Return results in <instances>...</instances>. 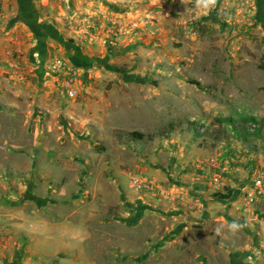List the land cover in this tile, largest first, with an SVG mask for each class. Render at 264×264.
<instances>
[{
  "label": "rangeland",
  "instance_id": "obj_1",
  "mask_svg": "<svg viewBox=\"0 0 264 264\" xmlns=\"http://www.w3.org/2000/svg\"><path fill=\"white\" fill-rule=\"evenodd\" d=\"M60 3L48 47L0 48V187L37 195L27 213L48 197L54 219L85 231L67 244L55 234L44 264H194L174 240L202 231L177 228V194L239 195L245 212L264 211L245 197L264 180V0ZM56 60L76 71L73 97ZM213 172L224 186L211 187ZM10 238L0 228V246Z\"/></svg>",
  "mask_w": 264,
  "mask_h": 264
},
{
  "label": "crops",
  "instance_id": "obj_2",
  "mask_svg": "<svg viewBox=\"0 0 264 264\" xmlns=\"http://www.w3.org/2000/svg\"><path fill=\"white\" fill-rule=\"evenodd\" d=\"M65 12L60 0H0V48L7 53L14 50L35 56L37 49H45L51 38L61 35L53 20L57 21ZM14 185L13 180L0 187V228L11 237L8 244L0 246V264H22L24 261L26 264L28 260L33 264L41 260L44 264L51 253L48 248L53 247L55 234L67 244V238H77L81 231L75 225L76 229L63 223L68 222V216L54 219L46 210L50 202L48 197L40 198L48 202L43 203L42 210L32 209L27 213L29 202L33 197L39 201L38 196L25 192L21 202L20 185ZM198 193L203 196H197L195 201L185 198L184 192L174 199L184 203L177 211V228L199 224L202 231L200 235L189 237L188 242L177 236L174 242L179 257L187 252L194 264H264V211H255V216L245 212L242 199L235 203L239 195L226 201L222 196L218 200ZM81 234V238H85V231ZM7 238L8 235L5 240ZM59 250L68 251L66 247L56 251ZM15 256L24 258L11 262Z\"/></svg>",
  "mask_w": 264,
  "mask_h": 264
},
{
  "label": "built area",
  "instance_id": "obj_3",
  "mask_svg": "<svg viewBox=\"0 0 264 264\" xmlns=\"http://www.w3.org/2000/svg\"><path fill=\"white\" fill-rule=\"evenodd\" d=\"M53 67L63 72L66 80L63 87V94H66L68 97H73V81L76 76V71L73 68H68L61 60H56L53 63ZM254 127V126H253ZM208 168L218 169V164L216 159H210L207 164ZM208 173H205L203 178L207 176ZM211 181V187L218 188L224 186V183L221 181L220 175L217 173H212V175L208 178ZM137 186L140 187L137 182ZM245 197L247 202L252 204L253 202H259L261 199H264V180L261 177L255 178L248 190L245 191Z\"/></svg>",
  "mask_w": 264,
  "mask_h": 264
},
{
  "label": "trees",
  "instance_id": "obj_4",
  "mask_svg": "<svg viewBox=\"0 0 264 264\" xmlns=\"http://www.w3.org/2000/svg\"><path fill=\"white\" fill-rule=\"evenodd\" d=\"M253 120H254L253 118L248 117V118L243 119V122L247 123L248 121L252 122ZM218 122H220V123L227 122V124L230 125V127L235 131V134H236L237 137H243L241 135L243 133H245L244 131H247V129L244 128V124H237L231 118H221V119L218 120ZM222 136H224V134H222L220 137H222ZM130 137L134 141H139L141 139L142 135L139 134V133L132 132V133H130ZM222 198L223 199H227L228 196L224 195V196H222Z\"/></svg>",
  "mask_w": 264,
  "mask_h": 264
},
{
  "label": "clouds",
  "instance_id": "obj_5",
  "mask_svg": "<svg viewBox=\"0 0 264 264\" xmlns=\"http://www.w3.org/2000/svg\"><path fill=\"white\" fill-rule=\"evenodd\" d=\"M216 5V0H197V6H203L205 10Z\"/></svg>",
  "mask_w": 264,
  "mask_h": 264
}]
</instances>
